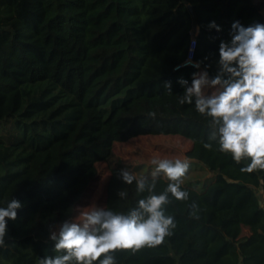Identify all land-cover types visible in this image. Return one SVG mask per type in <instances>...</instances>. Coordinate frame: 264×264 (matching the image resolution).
Segmentation results:
<instances>
[{
	"label": "trees",
	"instance_id": "16d2710c",
	"mask_svg": "<svg viewBox=\"0 0 264 264\" xmlns=\"http://www.w3.org/2000/svg\"><path fill=\"white\" fill-rule=\"evenodd\" d=\"M263 8L264 0H0V207L23 204L0 264L56 255L49 236H21L32 216L69 221L96 163L141 135L188 139L212 166L181 183L199 217L172 215L176 227L162 244L112 253L115 264H264V170L241 172L248 161L236 163L209 139L211 118L179 103L178 79L191 84L197 69L175 68L195 26L193 58L203 64L230 40L234 21L264 23ZM212 21L222 31L209 29ZM124 168L134 174L127 163L108 165L104 210L127 214L149 195L118 178ZM167 184L158 178L154 194Z\"/></svg>",
	"mask_w": 264,
	"mask_h": 264
},
{
	"label": "clouds",
	"instance_id": "9594fccd",
	"mask_svg": "<svg viewBox=\"0 0 264 264\" xmlns=\"http://www.w3.org/2000/svg\"><path fill=\"white\" fill-rule=\"evenodd\" d=\"M209 29L220 32L215 21ZM230 40L221 41L218 49L219 71L209 77L208 67L202 62L192 63L197 69L191 84L184 78L178 83L184 88L180 104H193L201 115L211 118L210 140H217L219 150L230 153L236 163L248 161L240 169L243 173L264 170V23L253 22L247 26L234 21L229 32ZM195 41L192 42L194 50ZM207 59V58H205ZM179 67V66H178ZM165 87L171 91L170 81ZM206 89H214L206 94ZM206 149L212 145L206 143ZM155 168L148 176L137 177L127 168L119 171L118 178L125 184L136 183L137 193L148 192L127 214L97 208L84 213L80 222L64 221L58 231L50 229L56 255L42 257L38 264H115L112 253L120 250L139 251L156 247L165 237L172 235L176 223L166 215L169 194L179 201H187L189 193L181 190L182 178L189 170L190 162L177 159H152ZM168 181L159 195L154 194L157 179ZM120 196L125 193L120 192ZM23 204L12 198L6 207H0V247L5 245L8 222L18 218ZM195 209L196 205L193 204ZM195 215V212L191 213Z\"/></svg>",
	"mask_w": 264,
	"mask_h": 264
},
{
	"label": "rangeland",
	"instance_id": "374dc122",
	"mask_svg": "<svg viewBox=\"0 0 264 264\" xmlns=\"http://www.w3.org/2000/svg\"><path fill=\"white\" fill-rule=\"evenodd\" d=\"M262 13L264 14V8ZM217 61L218 54H215L201 65V70H203L204 65H210L207 69L210 78L219 71ZM213 91L215 90H205L209 94ZM186 157L190 166L182 181L201 179L204 177V170L212 166L213 156L208 151L200 147L193 150L190 140L177 135H141L125 142L114 143L110 160L96 163L97 177L88 185L73 217L68 222H80L84 213L101 208L104 187L109 175V164L127 163L133 167L134 174L143 175L151 173L155 168V165L151 164L152 159H168L174 162L177 159L184 160ZM169 200L170 203L166 205V215L181 214L184 217L196 219L199 217L196 213L192 215L189 209L192 198L179 202L169 195ZM63 222L58 219L43 222L40 211H37L23 229L21 236L33 235L38 238H46L50 235V229L58 231Z\"/></svg>",
	"mask_w": 264,
	"mask_h": 264
},
{
	"label": "built area",
	"instance_id": "2783aa9c",
	"mask_svg": "<svg viewBox=\"0 0 264 264\" xmlns=\"http://www.w3.org/2000/svg\"><path fill=\"white\" fill-rule=\"evenodd\" d=\"M198 30H199V28L197 26H195L194 29H193V31L191 32V41L189 43V50H188L187 57L185 58V60L180 65H177L175 67L176 69L179 68V67H181V66H186V62L187 61H191L192 63H195L194 58H193V52H194V50H191L190 51V49H192V42L195 41V37L198 34ZM187 65H191V63H189Z\"/></svg>",
	"mask_w": 264,
	"mask_h": 264
}]
</instances>
